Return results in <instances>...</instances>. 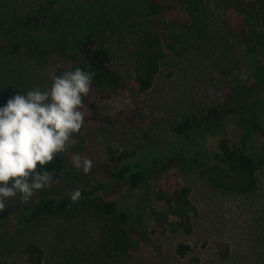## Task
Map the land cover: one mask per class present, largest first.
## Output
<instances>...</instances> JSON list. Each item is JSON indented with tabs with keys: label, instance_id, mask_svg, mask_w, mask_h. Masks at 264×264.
<instances>
[{
	"label": "trees",
	"instance_id": "obj_1",
	"mask_svg": "<svg viewBox=\"0 0 264 264\" xmlns=\"http://www.w3.org/2000/svg\"><path fill=\"white\" fill-rule=\"evenodd\" d=\"M211 2L0 0V29L15 33L11 40H6L7 34L0 37V100L4 105L27 88H49L54 75L76 68L95 73L84 101V127L73 147L45 166L54 172V181L104 171L132 190L147 187L148 174L138 160L143 149L139 128L146 123L140 99L152 90L165 66L174 65L215 35ZM216 2L225 13L229 33L249 54L264 55V0ZM126 93L133 98L132 114H96L98 103ZM225 114L224 109L210 108L177 123L175 133L181 140L191 138ZM179 139L177 170L168 172L165 181L147 190L138 202V206H148V221L133 220L118 201L97 197L106 186L102 183L80 188L82 198L75 203L70 193L57 197L45 190L28 202L15 198L9 202L10 213L0 217V264H125L153 248L154 238L172 231L191 234L199 210L182 174L197 171L212 187L234 194L251 195L258 189L257 166L246 138L238 145L224 138L216 152L205 156L184 149ZM76 153L92 160L88 174L72 166ZM7 219L14 225L5 228ZM191 252L188 243L176 247L180 258Z\"/></svg>",
	"mask_w": 264,
	"mask_h": 264
},
{
	"label": "rangeland",
	"instance_id": "obj_2",
	"mask_svg": "<svg viewBox=\"0 0 264 264\" xmlns=\"http://www.w3.org/2000/svg\"><path fill=\"white\" fill-rule=\"evenodd\" d=\"M211 8L215 35L176 60L174 65L165 66L152 90L140 99V113L146 123L139 128L143 149L138 160L148 174L147 187L132 190L127 183L113 180L100 171L88 177L55 182L44 190L64 197L77 187L102 183L106 186L97 197L118 201L133 220L148 221V206L143 205L144 211L138 202L147 190L162 184L168 172L177 170L175 162L180 147L176 124L201 116L214 107L224 109L225 116L191 138L179 139L181 147L205 156L216 152L224 138L232 145L246 138L248 151L257 166L258 189L251 195L234 194L212 187L197 171L182 174L181 180L192 189L191 198L199 210L193 231L191 234L172 231L154 238L153 248L126 260L125 264H189L193 259H198L199 264H264V55L249 54L238 38L229 33L225 13L216 0H212ZM3 36L11 40L15 33L0 29V37ZM132 100L126 93L115 100L98 103L96 114L104 117L131 113ZM3 106L0 100V107ZM168 149L173 151L167 152ZM9 209L0 211V217L8 215ZM13 225L14 221L7 219L5 228ZM181 242L192 247L186 258L176 254Z\"/></svg>",
	"mask_w": 264,
	"mask_h": 264
},
{
	"label": "clouds",
	"instance_id": "obj_3",
	"mask_svg": "<svg viewBox=\"0 0 264 264\" xmlns=\"http://www.w3.org/2000/svg\"><path fill=\"white\" fill-rule=\"evenodd\" d=\"M94 75L80 68L54 75L49 88H27L0 107V211L15 198L28 202L58 182L45 166L68 152L84 127V101ZM72 166L88 174L93 162L76 153ZM81 198L79 187L70 193L73 203Z\"/></svg>",
	"mask_w": 264,
	"mask_h": 264
}]
</instances>
